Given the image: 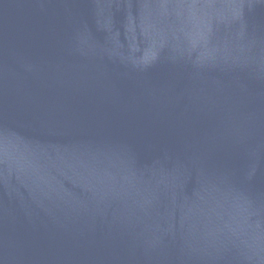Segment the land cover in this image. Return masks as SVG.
<instances>
[{"label": "water", "instance_id": "95a60500", "mask_svg": "<svg viewBox=\"0 0 264 264\" xmlns=\"http://www.w3.org/2000/svg\"><path fill=\"white\" fill-rule=\"evenodd\" d=\"M35 264H264V0H149Z\"/></svg>", "mask_w": 264, "mask_h": 264}]
</instances>
